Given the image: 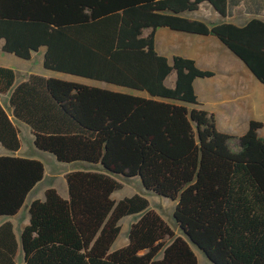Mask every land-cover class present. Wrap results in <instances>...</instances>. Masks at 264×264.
Wrapping results in <instances>:
<instances>
[{
  "label": "trees",
  "instance_id": "1",
  "mask_svg": "<svg viewBox=\"0 0 264 264\" xmlns=\"http://www.w3.org/2000/svg\"><path fill=\"white\" fill-rule=\"evenodd\" d=\"M204 1L226 17L228 0H0L4 51L29 59L46 46L48 69L151 95L38 74L16 83L17 71L0 65V94L10 93L12 115L31 127L36 147L63 163L94 165L65 174L68 198L49 187L31 202L23 264H199L194 247L211 264H264L263 122L251 120L240 136L219 130L195 89L197 78L215 72L156 50L159 26L214 34L264 83V20L209 25L180 15ZM171 73L176 79L168 86ZM0 143L11 151L21 146L1 101ZM44 175L39 159L0 156V217L16 214ZM133 177L177 200L173 218L183 234L145 195L112 197ZM133 214L142 215L129 242L112 250L121 220ZM18 250L7 221L0 226V264H17Z\"/></svg>",
  "mask_w": 264,
  "mask_h": 264
},
{
  "label": "crops",
  "instance_id": "2",
  "mask_svg": "<svg viewBox=\"0 0 264 264\" xmlns=\"http://www.w3.org/2000/svg\"><path fill=\"white\" fill-rule=\"evenodd\" d=\"M180 15L187 18L202 20L209 25L219 23L222 21H228L236 25L242 26L245 25L251 18L254 17L264 20V0H228L226 17H222L219 14V12L208 1L202 2L197 10L184 11ZM151 31L152 28H146L144 30V34L147 35ZM3 44H4V39H0V65L14 68L13 66L5 63V59L11 58L12 57L11 54L14 53L4 51L2 49ZM155 45L158 53L163 56H166L171 62L174 56L181 55L184 57L194 59L196 61V64L201 69L212 70L215 72L214 76L197 78L195 80V89H196V83L200 79H203L202 82L209 84L210 91L213 93V98L215 99L216 104L220 108L218 109V112L208 110L210 113H213L215 115L216 120L234 121L235 123L239 122L243 124V122L249 123L251 120H258V119H254L255 113L262 112V114L264 115V83L259 81L250 71V69L246 66V64L236 54H234L224 43H222V41L216 35L214 34L203 35L198 33L175 30L167 26H159L155 29ZM40 50H43L42 53H43V66H44V54L46 51V46H42L38 51H34L29 59H25L17 55L16 56L24 60H31L33 54L39 52ZM3 52L9 53L6 55L5 59ZM44 68L46 67L44 66ZM16 71L18 74L16 83L26 80L31 74H36V73H29L28 71H24V70H16ZM19 72L22 74V77L21 76L19 77ZM38 75H43L45 77H52L50 74L47 75L38 74ZM169 79L171 85L167 84L169 82ZM175 79H176V74L171 73L166 78V84L168 86H173ZM141 96L151 97L150 94L149 96H145V95H141ZM9 97H10V93L0 94V101L4 104L5 108L8 110L10 117L12 118L13 121H15V123L18 125L20 129L21 146L18 150L11 151L5 148L0 143V156L10 155V156H18L24 158L39 159L44 163L45 166V162L42 159V155L44 153L52 156L54 155L49 152H45L38 149L34 143L35 137L31 127L24 122L15 120V118L12 115V108L10 107L9 104ZM199 102L202 104L201 106L204 107V103H202L200 99ZM259 121H261V119ZM263 127H264V123H263ZM223 128H224L223 130L229 131L225 127ZM262 128L259 130V134ZM227 133L232 134L234 132L230 130ZM232 135L238 136L237 134H232ZM25 141L27 144L24 143ZM46 174L47 171L45 166L44 178L39 183H37V185L30 191V193L26 197L23 206L16 214L0 217V226L7 221L11 222L13 225V230L16 235L17 242L19 244V250L16 258L17 264L24 263V251L22 248L21 234L25 226H27L30 223V212H29L30 204L35 199H44L45 190L49 188V187H44V188L40 187L41 183L45 179ZM63 174L64 173L61 174V178H57L56 175L54 176L52 174V178L55 179H53V181H51L50 184H53L54 186L52 187H55L64 198H68L69 192H68L67 182H66V186H62L63 183L62 178L66 180L65 174L64 175ZM58 187H61V189H58ZM162 216L165 219H167L163 213ZM168 222L171 225L172 224L174 225L173 222L169 220ZM133 223H131V225ZM174 227H176V225H174ZM175 230L177 234L179 235L182 234L181 229L178 226L176 227ZM128 233L129 231L127 232V235L124 238V240L115 248V245L119 239L118 236V238L116 239V241L112 246V249L113 247L114 249H118L120 247L125 246L129 242ZM194 251L196 253L195 248ZM198 262H199V258H198Z\"/></svg>",
  "mask_w": 264,
  "mask_h": 264
},
{
  "label": "rangeland",
  "instance_id": "3",
  "mask_svg": "<svg viewBox=\"0 0 264 264\" xmlns=\"http://www.w3.org/2000/svg\"><path fill=\"white\" fill-rule=\"evenodd\" d=\"M42 52H43V50H40L39 52L34 53L31 60L21 59L14 54H11L12 55L11 58L5 59L6 55L9 53L3 52V54H4L5 63L13 66L16 70H24V71H28L29 73H36V74H46V75L50 74L52 77L58 78V79H64V80L84 83V84H88V85L102 86V87H105L108 89L133 93V94H137V95L149 96V94L146 91H139L136 89H132V88L124 87V86H119V85H115V84H110V83H106V82H102L99 80H94V79H90V78H86V77H82V76L72 75L69 73L60 72V71L53 70V69L52 70L46 69L43 66V53ZM20 76L22 77V74L19 72V77ZM202 80L203 79H200L196 83V93L198 94L200 101L202 103H204L203 108H205L207 110H212L214 112H218V109H220V108L218 107V105L215 102V99L213 98V93L210 91V86L208 83L202 82ZM167 84L171 85L170 79H169V82ZM182 103L187 105L189 108L196 107L195 104L185 103V102H182ZM254 119H258V120L261 119V121L264 123V115L262 114V112L255 113ZM216 124H217V127L219 130L225 131V130H223L224 129L223 127H225L229 131L230 130L233 131L234 133H232V134H237L238 136L244 134L247 131L248 125H249L248 122H246V123L243 122V124H241L239 122L235 123L234 121H219V120H216ZM229 131H225V132H229ZM260 136L264 138V127L260 131ZM26 141L24 143H26ZM230 144H231L232 148L235 149L236 144H237V140L231 139ZM42 159L45 162L47 174L45 176V179L43 180V182L40 185L41 188L54 186L53 184H50L51 181H53V179H55V178H52V174L54 176L56 175L57 178H61V174L62 173L65 174L67 171L79 170V169L88 170V169H92L91 167L94 166V165L87 163V162H75V163H71V164L58 162L54 156L48 155L45 153L42 155ZM56 181H58V180H56ZM122 181L124 183V186L122 189H119L113 193L112 197L114 199L119 200V199L124 198L126 196L133 195L134 193H141L148 198V200L150 202V208L156 210L161 215L163 213L164 216L169 221L173 222L174 225H176L174 218H173V212H174L175 206L177 204V200H173L171 198L158 195V194L144 188V186L142 185L141 179L139 177H133V178L125 179ZM62 182H63L62 186H66V180L64 178H62ZM61 187H58V189H61ZM141 215L142 214H133V215L126 216L121 220L122 230H121V233L119 235V239L115 245V248L126 237L127 232L130 229L131 223L136 221ZM174 225L172 224V226H174ZM176 227H174V228L176 229ZM194 248H195L196 253L198 255V258H199V264H211L209 262V260L206 258V256L204 255V253L200 249H198L197 247H194ZM112 250H116V249H114V247H113Z\"/></svg>",
  "mask_w": 264,
  "mask_h": 264
},
{
  "label": "water",
  "instance_id": "4",
  "mask_svg": "<svg viewBox=\"0 0 264 264\" xmlns=\"http://www.w3.org/2000/svg\"><path fill=\"white\" fill-rule=\"evenodd\" d=\"M198 248V247H197ZM199 249V248H198ZM202 251V250H201Z\"/></svg>",
  "mask_w": 264,
  "mask_h": 264
}]
</instances>
